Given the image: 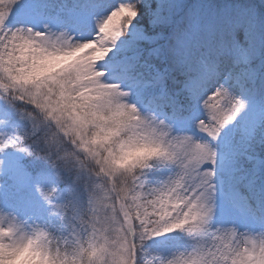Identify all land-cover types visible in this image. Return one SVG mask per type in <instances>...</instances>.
<instances>
[{
    "label": "snow or ice",
    "instance_id": "snow-or-ice-1",
    "mask_svg": "<svg viewBox=\"0 0 264 264\" xmlns=\"http://www.w3.org/2000/svg\"><path fill=\"white\" fill-rule=\"evenodd\" d=\"M182 8L0 0V214L20 222L0 224L5 264L28 252L68 264L44 226L70 206L95 217L97 183L111 206L92 224L88 264H141L148 242L177 232L191 250L147 264H246L231 246L264 231V67L244 49L235 65L195 55ZM158 165L176 171L153 185ZM21 224L28 235L12 239ZM105 225L115 251L98 242Z\"/></svg>",
    "mask_w": 264,
    "mask_h": 264
},
{
    "label": "clouds",
    "instance_id": "clouds-1",
    "mask_svg": "<svg viewBox=\"0 0 264 264\" xmlns=\"http://www.w3.org/2000/svg\"><path fill=\"white\" fill-rule=\"evenodd\" d=\"M182 4H185V0H182ZM241 21L245 22L243 42L239 41L237 35ZM180 24L181 31H196L198 39L195 55L207 56L217 61H230L235 65L237 59L233 52L244 49L255 55L258 60L257 67H264V14L253 5L238 4L233 9L229 4L209 15L201 0H194L184 10ZM204 37L213 39L205 41ZM231 247L232 255L246 256V264H264V231H247V235L234 242ZM253 253L258 259L253 258Z\"/></svg>",
    "mask_w": 264,
    "mask_h": 264
},
{
    "label": "trees",
    "instance_id": "trees-1",
    "mask_svg": "<svg viewBox=\"0 0 264 264\" xmlns=\"http://www.w3.org/2000/svg\"><path fill=\"white\" fill-rule=\"evenodd\" d=\"M194 0H185L183 8L179 10L178 14H183L184 10L191 5ZM204 10L209 14L218 12L219 10L225 8L226 5L231 4L233 9L236 5H253L261 14H264V0H201ZM245 22H240V28L237 30V35L240 42L245 39L244 32ZM213 39L212 37H204L205 41ZM218 39V38H217ZM233 55L239 59L238 51H234ZM252 62L257 65L258 60L255 58L253 53H250ZM136 156L135 150H130L126 152L123 156L122 162L127 164L133 160ZM171 167L157 166L149 170V180L153 185H157L162 182V176ZM55 215V214H54ZM31 221V220H30ZM32 223V222H31ZM67 223L66 216L60 213V221L55 219L51 220L45 227V231L48 236L44 243L47 247L52 250L57 251L60 256L68 262V264H88V256L86 254V249L89 246L87 241L78 244L73 236L72 228ZM25 237L28 235V230L24 232ZM191 238L186 233H173L166 237L158 238L156 241L148 242L143 252L141 253V264H147V261L153 260L155 257L163 256L170 257L172 253L177 251H185L186 244ZM30 253V252H28ZM26 253V254H28ZM26 259V260H24ZM23 259V262H15L13 264H33L32 261L28 260L27 257ZM22 260V259H20ZM35 264H48V261L44 258L42 262H36Z\"/></svg>",
    "mask_w": 264,
    "mask_h": 264
},
{
    "label": "rangeland",
    "instance_id": "rangeland-1",
    "mask_svg": "<svg viewBox=\"0 0 264 264\" xmlns=\"http://www.w3.org/2000/svg\"><path fill=\"white\" fill-rule=\"evenodd\" d=\"M43 23H45V20L40 19L37 21V27H42ZM3 117V111L0 110V118ZM14 155L19 156V153H16ZM175 167H172L168 173H166L163 176L162 182L165 181L170 175H174L175 174ZM161 182V183H162ZM91 199L93 201V205H94V210L96 212V216H93L92 212H89L87 209L85 208H81L79 206H70V211H68V217L71 218V222L73 224H77L78 226H75L76 228V233L75 236L76 238L79 237H84L87 238L89 240H91L92 238V232H91V228H92V224L95 222V220L99 219L101 221V223H103V218L106 215V211L107 209L111 206V192L109 190V188H106L104 186L103 183H97L93 186V191L90 193ZM7 217L3 220L7 221V225L9 223H17L19 224V221H16L12 218H10L9 215H6ZM10 218V219H9ZM1 218V214H0V222L3 221ZM220 221L219 218L217 220V224L219 225ZM6 225V226H7ZM22 224L20 225L19 229L14 233L12 239H15V237H17L20 234V231L22 229ZM106 227V231L104 233V236L99 238V243H107L109 248L113 251L116 250V241H118L119 237H118V233L115 230L114 226H108L105 225ZM106 237V240H105ZM192 246V244L190 245ZM253 258L257 259L256 254L253 253ZM15 260V259H14ZM14 260H12L10 262V264H12L13 262H15ZM111 257H108V261L110 262ZM0 264H5V261L3 259H0Z\"/></svg>",
    "mask_w": 264,
    "mask_h": 264
}]
</instances>
